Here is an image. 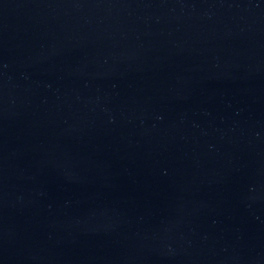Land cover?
Segmentation results:
<instances>
[{"label":"water","instance_id":"95a60500","mask_svg":"<svg viewBox=\"0 0 264 264\" xmlns=\"http://www.w3.org/2000/svg\"><path fill=\"white\" fill-rule=\"evenodd\" d=\"M264 0H0V264H256Z\"/></svg>","mask_w":264,"mask_h":264}]
</instances>
